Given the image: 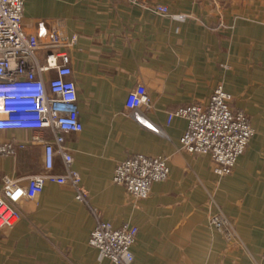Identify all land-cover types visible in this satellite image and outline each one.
Here are the masks:
<instances>
[{
  "label": "crops",
  "instance_id": "obj_1",
  "mask_svg": "<svg viewBox=\"0 0 264 264\" xmlns=\"http://www.w3.org/2000/svg\"><path fill=\"white\" fill-rule=\"evenodd\" d=\"M141 1L146 6L26 0L22 26L38 38L37 65L57 56L72 69L83 129L66 132V145L87 196L78 199L69 181L50 182L41 197L20 201L22 217L0 226V264H118L101 259L89 241L97 214L138 227L127 264H264V0ZM160 3L186 18L158 12ZM57 73L42 74L49 80ZM139 84L152 109L127 106ZM219 85L256 127L250 147L223 175L207 158L180 150L185 119L167 122V111L207 104ZM44 136L54 134L46 129ZM34 137L30 129H0V143L15 147L0 153V190L6 176L67 172L58 146L48 167L45 143ZM134 152L168 158L169 177L149 197L113 182L118 160ZM219 212L230 217L228 230L212 224Z\"/></svg>",
  "mask_w": 264,
  "mask_h": 264
},
{
  "label": "built area",
  "instance_id": "obj_2",
  "mask_svg": "<svg viewBox=\"0 0 264 264\" xmlns=\"http://www.w3.org/2000/svg\"><path fill=\"white\" fill-rule=\"evenodd\" d=\"M131 1L146 6L144 1ZM25 5L26 0H0V129L33 130L35 141L45 143L48 167L53 166V151L58 146L67 172L35 173L26 179L6 176L0 190V226H13L22 217L18 207L20 201L41 197L50 182L69 181L77 189L78 199L86 200L87 196L80 188L81 177L72 168L73 154L66 145V132L83 129L77 104V86L70 78L72 69L67 64L58 63L57 56H49L46 64L37 65L38 38L27 33L22 26ZM155 8L165 15L186 18L183 13H172L164 3ZM78 37L74 35L70 44ZM54 40L58 41L59 36L54 35ZM58 56H66V52H59ZM53 67L57 69V75L45 80L43 71ZM224 70L226 74L233 72L227 64H224ZM232 98V94L219 85L207 104L194 103L167 111L168 124L176 117L187 121L180 150L198 158H207V163L221 175L234 169L239 156L250 147L256 133L247 111L232 107ZM126 104L131 109L153 108L147 89L142 84L130 91ZM46 129L53 132L52 140L45 138ZM14 150L11 142L0 143V153L9 154ZM169 174L167 157L134 152L118 160L112 179L132 195L145 198L150 196L153 184L166 180ZM97 216L96 226L89 238L91 245L99 250L101 259L127 264V254L137 240L138 227L131 221L116 226L99 218V214ZM211 222L227 230L232 227L230 217L223 212L212 215Z\"/></svg>",
  "mask_w": 264,
  "mask_h": 264
},
{
  "label": "rangeland",
  "instance_id": "obj_3",
  "mask_svg": "<svg viewBox=\"0 0 264 264\" xmlns=\"http://www.w3.org/2000/svg\"><path fill=\"white\" fill-rule=\"evenodd\" d=\"M232 73H233V72H232ZM232 73H231V74H232Z\"/></svg>",
  "mask_w": 264,
  "mask_h": 264
}]
</instances>
